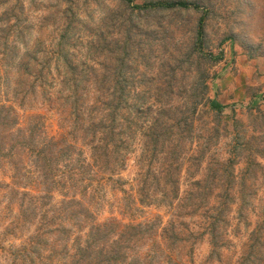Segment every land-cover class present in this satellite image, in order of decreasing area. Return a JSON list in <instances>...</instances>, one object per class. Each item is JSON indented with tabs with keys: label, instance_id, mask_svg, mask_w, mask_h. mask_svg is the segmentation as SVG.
Segmentation results:
<instances>
[{
	"label": "rangeland",
	"instance_id": "374dc122",
	"mask_svg": "<svg viewBox=\"0 0 264 264\" xmlns=\"http://www.w3.org/2000/svg\"><path fill=\"white\" fill-rule=\"evenodd\" d=\"M214 2L206 30L213 54L224 57L205 63L206 84L225 112L221 120L194 114L191 135H165L141 171L144 132L156 118L168 128L185 110L188 73L171 69L201 13L167 12L155 40L136 30L132 41L117 0H0V264L242 260L264 220V174L245 176L251 195L230 205L222 247L207 234L208 206L182 202L217 161L231 158L240 174L254 157L264 171V0ZM119 77L129 79L127 103ZM105 124L119 145L113 165L97 162L90 149L92 137L108 138ZM142 175L148 203L139 199ZM137 225L145 234L131 239ZM113 241L120 249L110 248ZM117 252L132 259L114 261Z\"/></svg>",
	"mask_w": 264,
	"mask_h": 264
},
{
	"label": "trees",
	"instance_id": "16d2710c",
	"mask_svg": "<svg viewBox=\"0 0 264 264\" xmlns=\"http://www.w3.org/2000/svg\"><path fill=\"white\" fill-rule=\"evenodd\" d=\"M117 1L119 2L120 8L123 9L121 14H123V17L125 18L121 23L125 24L127 37L132 41L134 39L133 33H135L136 30L139 31L140 34L146 35L149 39L154 37L153 40H155V28L160 25L162 17L167 12L191 11L201 13L197 27L194 29L191 42L184 54V57L179 58L177 66L175 65L171 69L173 73L177 71L183 74L188 73V76H185L184 78V83L186 82V86H190V88L184 89L183 96L185 98L186 104L185 110H181L178 120H176L175 123L170 125L168 128L162 129L159 119L156 118V120L151 123L144 132L143 150L139 165L140 170L143 171L145 170V162H147L149 159L152 161V155L158 157L157 153L159 152L157 149L159 145L165 143L162 142L166 139L165 135H170L172 133L174 136H177L181 132L186 136V134H190L193 132V130H195L194 124L190 120L194 114H210L218 120H221L226 106L216 98L208 97L209 89L206 83L209 75L205 63H217L223 59L224 55L223 51H221L218 56L213 54L214 49L212 48L211 40H209L206 30L207 21L210 18V15L215 12L214 0H200V3L194 0H143L141 3H137V0ZM236 38H238V36L236 37L235 34L229 35L223 39L222 43L227 40L234 41ZM128 51L132 55L133 51L129 49ZM130 54H127V56ZM191 73H194L195 76L191 77ZM175 76L176 75L173 77ZM128 80L129 79L126 77L123 79L119 77V79L116 80L117 84L121 85V100L125 101L126 103L129 101V94L125 90ZM173 85L174 84L171 81L170 86L172 87ZM109 98H112V95L110 96L109 94ZM103 127H105L103 128V133L108 136V138L104 137V139L100 141L92 137L90 140L91 154H94V158L97 162L103 161L104 164L112 163L113 165L118 163V156L120 155V152H118L119 145L116 142H111L112 139H116L113 129L114 127H111L108 124H105ZM244 147L245 146H243L242 142L238 140V142L234 144L233 150L236 152L235 155H242L239 153H241V149ZM147 152L151 154H148ZM102 154L105 155L103 156ZM109 154L114 156L110 157ZM233 162L234 161L231 158L217 161L216 169L212 168L210 164L207 168L204 178L195 181V189L189 192L186 197H184V200H182V202H188L194 207H202L204 204L208 206L209 209L204 211L206 219L209 220L206 231L212 240L213 246L216 248L222 247L220 246L221 241H223L220 231H222V225L228 224V222H226V217L228 211H230V205L234 203L233 200L245 201V199L251 195L250 187L247 184L248 181L246 180L245 176L251 175L254 172V179H256V177H259L261 173L264 174L262 166H260L254 157L248 158L247 167L245 171L240 174L235 172ZM145 175L147 178V174ZM142 177L143 175L141 176L140 183L138 181V190L140 193L139 199L141 203H148L144 199L148 195H151L150 190L148 192L147 189L148 178L146 179ZM154 180L159 183L163 182L159 174L154 175ZM210 200H212L213 204H211ZM207 210L211 211L212 213L208 214ZM129 229L127 228V230L130 232L131 239H136L140 237L139 234H145L144 230L146 227L143 225H137L132 226ZM95 231L97 233H101L100 228H97ZM97 233L94 232V234ZM249 242L250 243L247 247V251L238 264H264V220L250 234ZM109 246L112 248V250L120 249L118 241H113ZM100 257L101 260L98 261H103L102 255H100ZM114 257H116L114 261L117 262L121 258L124 259V262H127L128 259H132L130 256L126 258V254L118 252ZM109 259L113 258H109L108 256L107 260L113 261ZM138 259H136V262L138 264H142L143 261H138ZM133 263L135 264V260H133Z\"/></svg>",
	"mask_w": 264,
	"mask_h": 264
}]
</instances>
